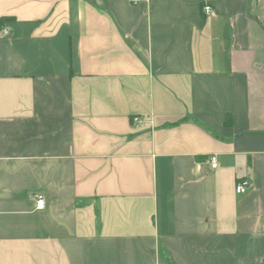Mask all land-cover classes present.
<instances>
[{
  "label": "crops",
  "instance_id": "crops-1",
  "mask_svg": "<svg viewBox=\"0 0 264 264\" xmlns=\"http://www.w3.org/2000/svg\"><path fill=\"white\" fill-rule=\"evenodd\" d=\"M2 16L0 264H264V0Z\"/></svg>",
  "mask_w": 264,
  "mask_h": 264
},
{
  "label": "built area",
  "instance_id": "built-area-1",
  "mask_svg": "<svg viewBox=\"0 0 264 264\" xmlns=\"http://www.w3.org/2000/svg\"><path fill=\"white\" fill-rule=\"evenodd\" d=\"M130 1H137V0H130ZM204 11L206 13H210L212 11V7L209 4L204 5L203 7ZM2 33L8 35L10 33L9 27L4 26L2 28ZM133 120L136 123H141L143 124V119H141L139 116H134ZM209 161L211 162V166L213 168H217L219 166V160L216 154H211L209 156ZM249 181L247 179H241L237 181V184L235 186L236 192L237 193H246L249 190ZM35 199L37 202V207H43L45 203L44 195L40 193L35 194Z\"/></svg>",
  "mask_w": 264,
  "mask_h": 264
},
{
  "label": "trees",
  "instance_id": "trees-1",
  "mask_svg": "<svg viewBox=\"0 0 264 264\" xmlns=\"http://www.w3.org/2000/svg\"><path fill=\"white\" fill-rule=\"evenodd\" d=\"M10 20V17L9 16H2V18H0V29L3 28V26L5 25L4 22Z\"/></svg>",
  "mask_w": 264,
  "mask_h": 264
}]
</instances>
